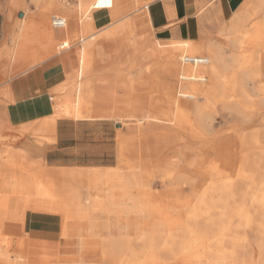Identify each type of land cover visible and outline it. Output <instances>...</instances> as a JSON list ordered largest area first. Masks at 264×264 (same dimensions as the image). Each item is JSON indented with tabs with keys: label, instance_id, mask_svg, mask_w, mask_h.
Returning <instances> with one entry per match:
<instances>
[{
	"label": "bare ground",
	"instance_id": "6f19581e",
	"mask_svg": "<svg viewBox=\"0 0 264 264\" xmlns=\"http://www.w3.org/2000/svg\"><path fill=\"white\" fill-rule=\"evenodd\" d=\"M37 1L43 4L50 13H64L61 16L67 19V24L64 26L67 27V30L64 27L57 30L60 36H66L65 39L60 40L61 48L71 46L72 38L68 33V28L72 21L79 23L77 15L79 10H83L86 22L81 29L76 31L78 34L91 31L94 28L95 17L107 13L106 18L113 21L111 25L105 27L106 30L101 37L126 33L134 47L140 49L147 34L144 28H149L150 25L148 6L155 0H99L91 4L79 0L77 7L62 0ZM246 2L248 5L240 8L231 19V26L227 32L228 35L232 34L231 39L229 38L230 46L235 48L243 47V42L246 40L261 38L260 35L264 33L254 32V30L246 38L238 36L237 32L246 21L245 19L264 10V0H247ZM103 6L109 8H101ZM132 9L139 11L134 17L127 13ZM21 23L22 21L19 22L20 25ZM260 28L261 26L258 30ZM89 37H91L90 42L82 47L83 57L77 68L78 76L74 100L70 98L61 100L55 108L52 107L47 118L23 124L22 134H30L39 144L55 141V133L51 130H55L58 117L104 120L112 119L117 114L113 93L102 94L99 92L106 89L105 84L113 83L115 77L113 76L111 79L102 77L105 69L98 65L104 58V53L102 47L95 44L97 35L93 33ZM83 40L85 39L83 38L81 41ZM217 46L213 42L206 43L205 39L198 43L193 40L164 43L153 38L150 43L151 49L155 51L157 58L163 60V63L158 64L154 60H150L149 65L139 72L140 76L137 78L146 83L149 88L151 86L150 77L157 78L161 75L154 88L158 87L164 91L155 100H150L142 117H126L128 120L148 121V126L140 129L143 133L141 138L134 139L135 142L131 144H123L121 152L127 158L138 153L147 156L159 152V148L154 147L155 144L171 147L176 145L177 147L173 150L176 155L170 160L171 162L169 161L170 165L168 162V165L173 167V171L167 172L165 167L161 168L164 179L170 182L175 181L179 186L186 187L187 193L197 192L199 195L197 201L195 200L194 207L192 209L190 207L191 210L187 212L186 230L163 232L151 237L140 236L143 247L139 252H135V250H130L128 253L121 252L124 247L131 248L129 244L135 239V236L110 237L104 240L110 245L111 250L105 251V253L103 251L102 254L107 255L108 253V259L113 262H118V264H167V259L161 256L162 252L177 248L175 257H181L182 262L188 264H203L207 261L230 264H264V169L261 171L264 162V143L260 138L264 128H258L250 134L248 131L238 129L226 142H219L210 148L216 154L213 158L207 156L208 148L200 152L199 145L189 146L190 144H187L191 137H203L207 132L213 131V122L206 114L208 107H211L210 104L215 105L208 101L205 104L196 101L189 105L188 100H196L201 96L211 97V95L226 99L229 97L227 100L232 98L233 100L226 102L221 99L222 104L227 109L234 111L237 116L248 121L255 115L264 113L263 107L260 106L261 100L264 103V80L259 70L260 51H257L258 54L253 52L258 57L255 59V65H252L251 68H249L248 61H236L235 66L231 64L235 72L229 76L226 73L229 68L227 60L224 58V49ZM188 56H204L207 58V62L194 64L186 60ZM143 59L148 58L143 57ZM91 72L97 73L92 79L97 83L96 89L86 88L88 79L83 80ZM115 73L119 74L117 78L122 74L118 71ZM177 73L179 81H177ZM162 76H166V78L164 79ZM72 78L67 76L64 84L69 83L73 80ZM209 81L212 82V85L205 84ZM248 82L257 83L252 88L254 93L248 89ZM254 94L261 98L260 101L253 96ZM190 113L194 114L196 120L190 123L186 130L184 129L183 134L168 137L167 135L157 136L154 133L175 132L179 128L178 125L186 120ZM17 121L18 117L13 119L11 124H15ZM33 123L35 124L31 126ZM40 123L42 124L39 125ZM261 124L264 126V118H262ZM149 132L150 136H148ZM152 134L155 135L152 136ZM10 150L12 151L11 158L0 162V192L3 193L0 197V264H38L42 258L36 247L38 245L45 246L44 242H55V237L64 240L61 242V251L65 253L64 250L68 247L64 245L70 242L72 236L70 224L77 220L83 221L80 223L82 226L86 224L85 210L79 205L81 201L91 204L98 200L101 211L112 213L109 200L106 201L103 197L98 199L90 197L91 193L88 189L90 186L84 185L86 180L83 179L82 172L57 170L54 173L51 168L45 165L44 159L35 157L30 160V152L27 149L12 147ZM185 150L197 154L185 161L183 156ZM15 157L21 161L17 163ZM183 166L194 173H186L182 169ZM125 167H108L105 177L107 178L110 171H124ZM202 169L207 177H211V183L207 188L197 190V184L200 181H198L199 177L197 178L196 173L199 175V171ZM12 175L16 176L15 180H12ZM66 177H68L67 181ZM56 188L60 191L59 197H51L55 196ZM84 194L87 197H83ZM238 195L241 197H237ZM28 212L30 213L28 214ZM16 223L21 224L25 236L14 237L9 234V229ZM42 223L50 225L52 228L42 229L39 225ZM58 227H60L59 231ZM78 242L80 245L82 244V251L85 252V255L81 256L83 259L87 256L88 250L93 247L96 239L90 241L88 238L80 237ZM254 243L259 248L258 258L255 255ZM85 244H89L90 247ZM45 247L50 249L43 250L44 254L52 249L47 245ZM112 254L116 255L115 260ZM69 256L66 254L63 258H70ZM44 260L45 264H62Z\"/></svg>",
	"mask_w": 264,
	"mask_h": 264
},
{
	"label": "rangeland",
	"instance_id": "374dc122",
	"mask_svg": "<svg viewBox=\"0 0 264 264\" xmlns=\"http://www.w3.org/2000/svg\"><path fill=\"white\" fill-rule=\"evenodd\" d=\"M62 1H65L66 3H70L74 7H77V4L79 2V0H62ZM84 1H85L84 3L91 4L99 0H84ZM211 1L212 0H204L203 2H201V5L199 7L200 18L203 19L202 17H204L205 20L209 24H211L210 26L204 27V31L207 34V37L209 38V39H205L206 43L213 42L216 46L218 44L217 47L224 49L223 50L224 58L227 60L226 62L229 68L227 69L228 71H226L227 75L232 76L234 74L235 70L233 66H235L234 64L236 61H239V62L248 61L250 63L249 68H251L252 65H255L256 63L255 59L258 57V55H256L253 52H256L258 54V52L260 51L259 52V55H260L261 52L264 51V33L260 35L262 37L259 39H254V40L252 39L249 41L246 40L245 42H243L244 46L241 48L236 47L237 48L236 49L235 47L230 46V39H231L232 34L228 35L227 32L231 26V21L229 22V24H227L226 22L217 19V14L215 12V5L211 3ZM30 3H32L33 6H36L37 8H39V11H47L46 10L47 8H45V6L41 4L40 2H38L37 0H23V1L22 0L21 1L20 0H0V12H1L0 23L3 20L5 22L4 32H5L6 40L4 43V48H5L6 67H7L6 74L4 75V73L0 71V75H4L6 76V78L15 77L25 72L29 68L33 67L34 65L43 62L44 60L48 59L50 56L57 54L59 51H62L70 47L75 48L78 51L79 61H80L81 58L83 57L82 47H84V45L90 42L91 37L89 36L94 33L95 35H97L95 44L99 47H102L101 44L104 45V52H105L104 58L99 62V65H98V66H102L101 68L105 69L102 77L107 78V79H111L113 76L115 77V80L113 83L105 84L104 87L106 89H102L99 92L102 94L109 93V92L113 93L112 94L113 99H114L113 101H116L117 104L118 103L122 104L123 102L130 100L127 96H125V93H133L134 96H135V93H137V94H143L144 96L143 102L145 105L143 104L133 105L130 111L123 109V113H122L123 115H125V112L126 113L135 112V113H140L139 116L142 117L145 113V110H146L145 108H147L150 100L151 99L155 100L159 96V94L162 93V91H164V89L160 90L158 87L154 88L156 87L158 78L161 77V75L157 78L153 76L150 77L149 83L151 86H149V88L146 83H144L143 81L137 78L138 76H140L139 72L143 68H145L147 65H149L148 62L150 60H154V62L158 64L163 63V60L159 57L157 58L155 51L152 50L150 47L151 41L153 40V38H155V35L151 31V29L147 27L144 28V31L147 34H146L144 43H142V45L140 46V49L139 47L136 48L138 51L139 58L137 62L135 63V65H133L132 67H125V68H122L120 66L118 67L117 70H114L111 68V65H119L118 63H120V61H122V58H124V56L127 55L128 50L125 49L121 56L114 58L113 55L115 53V49H114L115 44L113 40L115 38L112 36L101 37L104 30H106L105 27H103L102 28L103 30H102L94 26V28L91 31L86 32L85 34H82V33L78 34L76 31L81 29L83 24L86 22V19H84L83 10H79L78 15H77V22L79 23H75V22L73 23L72 21L70 27L68 28L69 29L68 33L70 34L72 38L71 46L67 48H61L60 40L65 39L66 36H60L59 38H56V40L58 41L57 50L53 52L52 54L46 55L44 56V58H42L44 55L42 44L44 43L45 39H43L40 42H36V41L34 42L30 39V36H31L30 33L33 31V29L35 28L41 29L42 25L28 24L25 26V28L22 31V26L19 24V22H21L23 18L20 16L21 12H24V15H31V14L36 13L34 12V10L30 8ZM247 5H248V2H245V4L241 8H244ZM134 9L127 12V13H130V16L132 17H134L136 13L137 14L139 13V11H134ZM54 14L64 15V13L62 12H51L49 14V23H51V18L53 17ZM105 14L106 13H102L101 15H105ZM263 16H264V10L262 12L253 14L250 18L245 19L246 21L244 22L243 25L240 26L239 31L237 32L238 36H240L241 38L242 37L246 38L249 35V33L253 32L254 30H255L254 32H264V30L261 31L262 29H264V26H263L264 17ZM214 23H218L219 25H213ZM258 23H262V24L260 25ZM257 26L258 28L261 26L260 30H258ZM59 29L60 28H55V30H59ZM64 29L67 30V27L66 28L64 27ZM83 38L85 40L81 41ZM104 38H106L107 40ZM202 40L203 39L198 40V41L196 40L195 41L193 40V41L195 43H198V42H201ZM21 43H23L25 47L28 48V51H16V47ZM164 43H167V42H164ZM35 53H38V54H35ZM25 54L31 57H34L35 55H39L41 56V58H39L35 62H31L32 58H29V57L22 58V56ZM110 55L112 56L109 58L108 56ZM198 55H206V54H198ZM143 57H147L148 59L144 60ZM113 60H114V63H113ZM228 61L230 64L228 63ZM117 71L122 72V74H120L121 76L118 78L117 76L119 74L116 75L115 73ZM178 73L176 75L177 81H179ZM96 75L97 73L91 72L86 77L83 78V80L88 79L86 88L96 89L95 87L97 86V83L95 80L94 81L92 80ZM67 76H71V78L73 77L72 78L73 80L70 79L71 81H69V83L64 84L63 82L59 86H57L59 88L56 87L55 91L57 94L55 95L53 99L54 108L61 100H65L67 98L74 100L73 98H74V91H75L76 82H77L78 69H75L73 72L69 73ZM162 78L165 79L166 76L165 77L162 76ZM210 82L211 81L205 84L212 85V82L211 83ZM247 84H248V89L251 90V93H254L252 92V88L257 83L248 82ZM1 95L2 94L0 93V96ZM253 96L255 98L259 97L258 95H255V94ZM208 97L209 96H201V98H198L196 100H188L187 102L189 105H192L196 101L200 102L201 104H205L207 103V101L215 104L213 106L212 104H210L211 107H208L207 114H206L209 120L213 122V131L207 132L205 136L203 137L193 136L189 139L190 141H187V144L188 145L190 144L189 146L199 145V147H201L200 152H202L203 149L208 148L209 151H207L206 154L209 158H213L216 155L215 151L213 150L211 151L210 148L211 147L213 148L219 142H226L233 135V133H235V131H237L238 129L245 130V132L248 131V133L250 134V132L257 130L258 128L260 129L261 127L264 128L263 124H261V120L262 118H264L263 117L264 113L257 115V116L255 115L253 119L248 121V120H245L241 116H237V114L234 111L227 109L226 106L222 104L223 102L233 100L232 98L230 100H227L229 99V97H227V99L221 98L218 96H213V95H211V97L209 98ZM221 99L223 102L221 101ZM260 99L261 98H258V101H260ZM1 102L2 101L0 100V103ZM260 104H261L260 106L263 107L262 110H264V103L262 100L260 101ZM122 114L120 115V117H122ZM47 117L48 115L43 116L37 120H41ZM3 118L4 117L0 115V162H5L6 159L11 158L12 151L10 149L12 147H15L16 142L17 144H20V141L23 142L25 140H28L29 143L33 142L39 146L45 145V143L43 145L39 144V142H37L36 139L28 133L22 134L21 132V129L23 128L22 124H19V125L13 124L11 126L9 125V127H5L4 124L6 122L4 121ZM59 118L61 117H58L57 120ZM57 120H56V126H57ZM195 120L196 119H195L194 114L191 115L190 113V115L186 118V120H184L179 125L177 124L179 128H177L175 132L170 133L167 131H162V132H154V133L157 136L167 135L168 137L171 135H175V134H183V131L186 130V127H188L190 123L195 122ZM99 121H101V124H98V126L99 127L100 125L103 126L101 130H104L106 127V130L108 131L112 130L117 134V147H116L117 157L113 159L111 156H109L108 163L113 164L114 166L117 165L118 167L126 166L125 167L126 175L136 170L141 172L143 175V184L135 186L134 188H131L130 184L125 180L126 175L118 173L112 179L113 182H111L112 184H114V186L109 187V180L105 177L106 176L105 173H107L108 167H112V165L106 166V167L57 166V165H53L52 163H48L44 159L45 165L51 168L54 171V173L57 172V170H60L61 172H68V171H73V170L82 172L83 173L82 177L83 179L85 178L86 180L84 185L88 187L90 186V188L87 187L90 190L89 192L91 193L90 197H97V199L99 197H103L106 199V201L109 200V197H118L115 200H111V199L109 200L111 202L109 206H110L112 213H115V214L128 213L125 209L126 207L125 203H128L132 197V198L137 199V203H136L137 205L135 208V212L136 211H141L145 213L150 212L148 206H152L151 212H160V211L165 212L166 211L167 213H170L171 216H173L172 220L175 223L173 225L177 226V227H174L173 229L177 231L186 230L187 229L186 217L188 214L187 212H189V210H191L194 207L196 203L195 200L197 201L199 194L197 192L187 193L186 187L179 186L175 181L170 182L168 180H165L163 173L161 172L162 171L161 168H164V167H165V170H167V172L173 171V167L169 165L171 162L170 160H172L173 157H175L176 155V153H174L173 150L177 146L176 145L172 147L166 146V145L159 146L158 144L154 145L152 143V145H154L155 148H159L158 153L147 155V156L146 154L138 153V154H135V156H131V158L130 157L127 158L121 152L122 145L129 144V143L131 144L135 142L134 139L141 138L143 136V133H141V130L144 127L148 126L147 124L148 121L128 120L126 118L122 119L116 116L112 119H104V120H99ZM34 124L35 123H33L31 126H33ZM41 124L42 123H40L39 125ZM5 128L11 131V133L14 136L21 135V136H25V138L18 139L17 137H12L10 141L7 137L3 136V131L5 130ZM51 132H54L56 134V128L55 130L54 129L51 130ZM155 134H152V136ZM145 135L147 134L145 133ZM150 135L151 133L149 132L148 136ZM261 135L263 136V138ZM261 135H260L261 141L264 143V130L263 132L261 131ZM26 137H28L29 139H27ZM110 137H111V134H109V138ZM183 154H184L183 155L184 160L188 161L190 158H192L197 153L192 152L190 150H185ZM38 157L42 158L41 156H38ZM256 157L258 158V155H256ZM32 158H35V157H33V155H31L30 153L29 159L31 160ZM15 159L17 163L21 161L18 157H15ZM168 162H169V165H168ZM262 166L263 167L261 171L264 169V162L262 163ZM182 169L188 174L194 173V172L192 173V170L190 169L188 170L186 166H183ZM202 171L203 169L199 171L200 176L198 175V173H196L197 178L199 177L198 181H200V183L198 182L197 184V190L207 188L208 186H210V183H211V177L209 176L207 177V175L204 174L205 171L203 172ZM15 178L16 176H13L12 180H15ZM65 180L67 181L68 177H66ZM200 184L201 186H199ZM202 184L204 187L202 186ZM112 188L114 191L110 190ZM65 190L67 191V189ZM55 192H56L54 193L55 196H51V197H59L60 191L58 190V188H56ZM2 194L3 193L0 192V197ZM188 194L189 195L191 194V195L189 196ZM83 197H87V195L84 194ZM173 197H183V200L180 202H174ZM237 197H241V196L238 195ZM99 202L100 201L98 200H96L95 202H92L91 204H86L84 201L79 202V205L82 206L85 210V214H86V224L85 225L88 226V228L92 231L93 235H95L94 238H96V242L93 244V247L88 250L89 252L87 253V256H86V262L87 264H114V263L118 264V262H113L111 261V259L110 260L108 259L107 255L109 254L107 252H106L107 255L102 254L103 251L105 253V251L111 250L110 245L104 240H106L107 238H110L111 236H117V235H123V236H129V237L135 236V239H133V241H131V243L129 244L131 248L124 247L121 249V252L128 253L130 250H135V252H139L142 250V247H143V244L139 238L141 234L140 233L141 228L140 227L137 228L136 226L138 225H135V227L132 226L128 229H125V226L127 223L126 217L123 216L120 219V221L116 220L114 217L112 218L107 217V215L105 213L103 214L102 211L100 210ZM190 207L191 209H189ZM97 210H100V211H97ZM29 213L30 212H28V214ZM135 220H137V223H139V226L142 224L141 226H143V228L145 227L144 231L146 230L149 233H154L156 231L154 229V223L156 219L153 216H142L140 214H137L135 216ZM13 225L14 226H12L11 229H9L8 231L11 236H14V237L25 236L24 229L22 228L20 223H16ZM59 230H60V227H58V231ZM55 240H56L55 242L59 244L61 242H64V240L58 239L56 237H55ZM64 246L68 247V249L64 251L69 253V255L79 257L80 254L78 251L79 249L77 245V237H73V239H71V241L65 244ZM254 246H255V255L258 258L259 248L257 244L255 243H254ZM177 250H178L177 248L167 249L162 252L161 256L164 259H167V264L171 262H182L183 261L181 257H175ZM113 256L115 260L116 255L114 254Z\"/></svg>",
	"mask_w": 264,
	"mask_h": 264
},
{
	"label": "crops",
	"instance_id": "0c3cea01",
	"mask_svg": "<svg viewBox=\"0 0 264 264\" xmlns=\"http://www.w3.org/2000/svg\"><path fill=\"white\" fill-rule=\"evenodd\" d=\"M203 1L204 0H155L151 2L148 6L150 17L149 29H151V31L154 33L156 39L163 42H176L181 40L198 41L201 39H209L204 31V27L210 26L211 24H209L204 17H202L203 19H201L199 16V7L201 5V2ZM246 1L247 0H212L211 3L215 5L217 19L229 24L233 16L239 11V9L245 4ZM30 8L36 13L31 15H24V12H21V17H23V22L21 23L22 31L28 24L42 25L41 29H33V31L30 33V39L34 42H40L45 39L44 43L42 44V49L44 52L42 58H44V56L52 54L57 50L58 41L56 40V38H59L60 35L59 32L52 26V23H49L50 11L48 9H46L47 11H39V8L33 6L32 3H30ZM106 14L95 17V27H97L98 29H102L103 27H107L112 24L113 20H108L106 18ZM213 25L219 24L214 23ZM4 26L5 22L3 20L0 23V71H2L5 75L7 67L4 48V43L6 40ZM112 37L115 38L113 40L115 44V53L113 55L114 58L121 56L125 49L128 50L127 55H125L124 58H122V61L118 63L119 65H112V69L117 70L120 66L122 68H125L135 65L139 58V55L137 49L132 45L128 35L119 34ZM101 46L103 53H105L104 45L101 44ZM16 51H28V48H26L25 45L21 43L16 47ZM111 56L112 55L108 57L110 58ZM24 57L32 58L31 62H35L36 60L41 58V56L39 55L31 57L26 54L22 56V58ZM259 59V70L262 74V79H264V51L261 52ZM79 63L78 51L75 48L70 47L59 51L57 54L50 56L48 59L34 65L33 67L15 77L6 78V76L0 75V93L2 94L0 96V100L2 101L0 103V115L4 117L3 119L6 122L4 124L5 127L13 125L11 124L12 120L16 117H18V121L15 124L23 125L24 123L34 121L43 116L49 115L52 111V107L54 106L53 99L57 94L55 91L56 87L65 81L69 73L78 68ZM125 96H127L130 100L123 102L122 104H117V102L115 101L117 111L116 117L122 119L126 117H140V113L125 112V115H123L122 113L123 109L130 111L133 105H145L143 102V94L135 93L134 96L133 93H125ZM121 114L122 117H120ZM28 116L32 117L30 118ZM99 120L102 119L97 120L59 118L57 120L55 134L56 139L54 142L46 143L44 146H39L33 142L29 143L28 140H25L23 142L20 141V144H17L16 142L15 147L25 148L29 150L33 157L41 156L48 163H52L53 165L57 166H114L113 164L108 163V159L109 156H111L113 159L117 157V134L112 130H106V127L104 130H101L103 126H98V124H101V121ZM109 134H111L110 138ZM3 136L7 137L10 141L12 137H17L18 139L25 138V136L21 135L14 136L11 131L6 128L3 131ZM26 138L29 139L28 137ZM118 173L126 175L125 170L110 171L108 173L107 179L109 180V187L114 186V184H112L111 182H113L112 179ZM125 180L130 184L131 188H134L135 186L143 184V175L137 170L134 172L132 171L125 176ZM110 190L114 191L113 188ZM117 198L118 197H109V200H115ZM182 200L183 197H173L174 202H180ZM136 203L137 199L132 197L128 203H125V209L128 213L115 214L108 211H102V213H105L109 218L114 217L119 221L123 216H125L127 221L125 229L138 225L136 227L141 228V237H151L152 235L154 236L158 233L174 231L175 229L173 228L177 227L176 225H173L175 223L172 220L173 216H171L170 213H167L166 211L151 212L152 206H148L150 212H135V208L137 205ZM137 214H140L142 216H153L156 219L154 223V229L156 231L154 232V234L149 233L146 230L144 231L145 227L143 228V226H141L142 224L139 226V223H137V220H135V216ZM81 222L83 221L77 220L74 221V223L72 222L70 224V232L72 234L70 239H73V237H77V245L79 249L78 251L80 254L79 257L70 255V258H63V256H65L66 254L69 255V253L65 251V253H63V251H61V243L59 244L57 242H44L43 245H47L52 249L48 253L44 254L45 252L43 250L50 248L39 245L36 247L40 251V255L42 258L38 264H45L44 259H46V262L54 261L55 263L62 264H87L86 257H84L83 259L81 257L82 255H85V252L82 251V244L80 245V243L78 242L79 238H88L90 239V241L91 239L95 241L96 238H94L95 235H93L92 231L88 228L87 225H80ZM39 225L42 229L47 227L52 228V226L46 225L45 223ZM112 237L129 236L117 235L111 236V238ZM89 244L85 245L90 247ZM168 264L188 263L171 262ZM203 264L230 263L207 261Z\"/></svg>",
	"mask_w": 264,
	"mask_h": 264
},
{
	"label": "built area",
	"instance_id": "2783aa9c",
	"mask_svg": "<svg viewBox=\"0 0 264 264\" xmlns=\"http://www.w3.org/2000/svg\"><path fill=\"white\" fill-rule=\"evenodd\" d=\"M101 8H109V7L103 6ZM51 23L54 28H61L66 26L67 19L61 15H54L51 18ZM186 60L194 64H205L207 62V58L204 56H188Z\"/></svg>",
	"mask_w": 264,
	"mask_h": 264
},
{
	"label": "water",
	"instance_id": "95a60500",
	"mask_svg": "<svg viewBox=\"0 0 264 264\" xmlns=\"http://www.w3.org/2000/svg\"><path fill=\"white\" fill-rule=\"evenodd\" d=\"M20 16H22V13L20 14Z\"/></svg>",
	"mask_w": 264,
	"mask_h": 264
}]
</instances>
